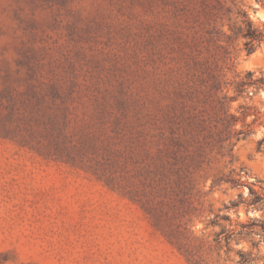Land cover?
Here are the masks:
<instances>
[{"label":"rangeland","instance_id":"obj_1","mask_svg":"<svg viewBox=\"0 0 264 264\" xmlns=\"http://www.w3.org/2000/svg\"><path fill=\"white\" fill-rule=\"evenodd\" d=\"M245 6L0 0V264H218L231 251L227 215L209 221L220 223L214 243L190 226L216 185H240L236 168H225H259L264 139L244 161L234 148L264 113L241 104L237 117L229 106L246 85L264 87V75L225 80L226 71L239 75L237 37L249 24L261 31ZM232 10L245 30L233 20L226 36L220 27ZM257 183L260 191H248L259 207L238 194L224 209H264Z\"/></svg>","mask_w":264,"mask_h":264},{"label":"clouds","instance_id":"obj_2","mask_svg":"<svg viewBox=\"0 0 264 264\" xmlns=\"http://www.w3.org/2000/svg\"><path fill=\"white\" fill-rule=\"evenodd\" d=\"M232 8V5H229ZM243 11L247 13L248 21L251 22L256 28H259L261 31H264V0H246V6L243 8ZM233 20L238 27H242V31L245 30V24L243 23V18L235 13V10H232L228 13V16L224 18L221 23L220 30L224 32L226 36H231L232 31L229 27L232 24ZM238 47L243 49L239 56L235 58V69L236 73L239 75L233 76V72L226 71L225 80L241 82L244 81L245 73L252 72L251 77L252 81H256L259 77L264 75V40L253 41V48L255 49L250 55L246 54L244 49V44L247 42V38L244 36H238ZM222 93L226 97H232L235 95L233 87L231 84H227L222 88ZM249 97L251 99H249ZM252 105L260 110L261 113H264V87L257 88L255 84L246 85L241 96H239L235 101L230 102L229 113L231 115L239 117L240 112L237 111L238 105ZM248 122H251L254 117L248 116ZM261 120H264V116L261 117ZM242 127L240 123H236L234 128L239 130ZM253 131L246 137L244 140H240L239 143L235 145L234 151L238 152L239 158L241 161L246 160V154L253 151L255 147V142L264 139V125H253ZM255 162L258 163L259 168H254L253 174H245V172L239 171L238 164H231L228 168H225L224 171L227 173L230 169L236 168L239 172L240 185L236 188H232L229 183L222 182L220 185H216L215 188L211 191L210 195L207 198V203L205 204V215L203 218L194 219L190 230L197 236L204 234L207 237L209 243H214V235L220 232V223L218 222L215 225L209 223L213 220L217 213L220 215H227L231 218L233 223L224 224L230 231L236 229L237 232L242 231V229L237 227L236 221L247 223L250 219H264V209L255 210L251 206L247 209L244 204H239L237 208L225 210L223 205H228L230 201H236L238 194H242L243 198L246 200H251L252 197L249 195L248 185H252L253 189L260 191V187L257 183L259 181H264V144L260 147V152L255 154ZM227 163V160H225ZM212 186V178L209 177L204 181L203 191L208 192L209 188ZM220 189L227 190L222 194ZM222 202V203H221ZM208 204H211L212 211H207ZM259 207V206H257ZM245 212L247 213L245 215ZM259 227L254 229V232H259ZM233 236L228 240V248L231 251H226L224 247L219 253L218 264H239L240 257L237 255V251L244 253H251L252 257H264V239L260 235L253 234L247 239H237ZM257 244L256 247H252V243ZM217 253H213L215 257ZM252 264H264V259H253Z\"/></svg>","mask_w":264,"mask_h":264},{"label":"trees","instance_id":"obj_3","mask_svg":"<svg viewBox=\"0 0 264 264\" xmlns=\"http://www.w3.org/2000/svg\"><path fill=\"white\" fill-rule=\"evenodd\" d=\"M241 36H244L247 38V42L244 45H245L247 54H250L253 50L252 42L255 39H259V38L263 37V34L261 31H258L256 29H252V27L249 24L247 31L242 33ZM248 75L250 76V74H248ZM250 194L253 195V198L247 204L259 206L261 204L262 198H260V196H258L257 194H253L252 192ZM255 227H260V229L264 232V222L263 221H259L256 219H250L246 224L240 223V229H242V231L237 232L236 230L234 231L233 229L231 231L228 230V233H227V236L225 239L228 243V240L233 236V233H235V236L233 238H235V237H241V238L249 237V236L255 234V232H254ZM253 245H254V247L256 246L255 244H253ZM238 256L240 257L239 264H251L252 260L255 259V257L251 256L250 252L249 253L239 252Z\"/></svg>","mask_w":264,"mask_h":264}]
</instances>
